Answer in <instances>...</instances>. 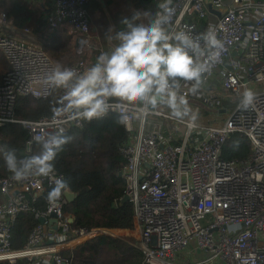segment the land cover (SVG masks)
Segmentation results:
<instances>
[{
	"label": "built area",
	"instance_id": "built-area-1",
	"mask_svg": "<svg viewBox=\"0 0 264 264\" xmlns=\"http://www.w3.org/2000/svg\"><path fill=\"white\" fill-rule=\"evenodd\" d=\"M89 2L54 0L47 16L52 29L62 24L73 29L78 58L66 67L80 72L97 50ZM172 7L171 29L195 34L214 25L223 41L225 52L205 75L196 99L227 115L221 121L218 115L200 121L199 105L193 124L160 109L119 110L128 117L127 139L119 149L125 158L121 170L125 196L139 231L136 245L144 264H264V0H173ZM7 23L6 11L0 10V50L9 64L0 81V126L22 123L31 136L29 149L36 135L81 126L84 121H68L55 111L34 120L16 118L19 96L49 95L51 88L44 81L56 64L41 46L4 32ZM23 31L29 33V28ZM258 83L262 85L251 88ZM190 87L183 85L186 98ZM245 89L254 93V101L242 109L238 104ZM235 133L249 139L250 154L244 159L222 158L224 144ZM59 176L55 171L22 182L12 174L0 176V262L26 257L30 264H66L60 251L75 236L110 234L105 228L71 229L65 194L56 203L47 198L45 208L37 209L36 199ZM24 211L46 220L32 228L22 249H14L12 226ZM53 212L56 229L49 224Z\"/></svg>",
	"mask_w": 264,
	"mask_h": 264
},
{
	"label": "clouds",
	"instance_id": "clouds-1",
	"mask_svg": "<svg viewBox=\"0 0 264 264\" xmlns=\"http://www.w3.org/2000/svg\"><path fill=\"white\" fill-rule=\"evenodd\" d=\"M172 3L173 0H158L155 12L137 10L120 21L124 26L121 30L110 27L108 33L115 31V36L109 35L108 39L117 43L98 55L86 70L80 72L57 63L44 81L50 88L63 91L54 109L56 114L68 121L91 123L118 112V122L125 123V112L131 106L145 112L165 107L172 118L194 124L197 112L183 94V85L190 84V93L196 95L205 75L220 62L225 45L214 25L195 34L171 29ZM143 19L148 22H140ZM253 101L254 93L245 89L238 107L247 109ZM71 139L61 127L34 137L40 149L35 154L19 158L15 149L3 146L0 152L12 179L22 182L53 174L58 153ZM68 191L69 181L59 176L47 198L56 203Z\"/></svg>",
	"mask_w": 264,
	"mask_h": 264
},
{
	"label": "trees",
	"instance_id": "trees-1",
	"mask_svg": "<svg viewBox=\"0 0 264 264\" xmlns=\"http://www.w3.org/2000/svg\"><path fill=\"white\" fill-rule=\"evenodd\" d=\"M9 64L0 50V81ZM61 90L52 89L46 97L19 96L15 107L17 119H38L50 115L59 106ZM195 99L190 94L186 99ZM118 113H110L103 120L84 121L81 126L66 129L72 139L58 153L55 171L65 177L70 191L76 197L67 201L64 211L71 213L74 220L71 229L122 228L134 229L135 217L131 202L123 201L126 182L121 176L125 158L120 146L127 139L124 123L118 122ZM31 136L20 122L0 126V146L15 149L19 158L37 153L39 145L34 141L28 149ZM251 151L249 139L242 134H232L222 149V158L244 159ZM11 174L0 152V176ZM52 187L47 188L37 199V209L45 208V201ZM39 223L34 212H21L12 226V246L22 249L32 228ZM66 264H144L143 254L130 237L113 236L107 233L62 249ZM0 264H30L28 258H19L15 263L1 261Z\"/></svg>",
	"mask_w": 264,
	"mask_h": 264
},
{
	"label": "crops",
	"instance_id": "crops-1",
	"mask_svg": "<svg viewBox=\"0 0 264 264\" xmlns=\"http://www.w3.org/2000/svg\"><path fill=\"white\" fill-rule=\"evenodd\" d=\"M53 1L0 0V10L6 11L8 19V23L2 29L4 32L12 34L17 38L29 39L41 46L46 52L48 50L47 53H50L49 56H52L54 62L68 65L75 61L77 57L74 53L75 34L69 24H62L53 29L49 26L47 16L52 10ZM157 2L158 0H90L91 34L97 50L93 59L91 60L90 58L87 62V68L96 61L98 55L115 46L117 41L115 39L109 40L108 36L114 37L115 31L121 30L124 27L120 23L124 17H130L137 10L151 9L153 11L154 5ZM140 22L147 23L148 21L143 19ZM110 27H113L115 31L108 33ZM25 28H29V33L23 31ZM43 42L47 43L43 45ZM63 56H66V59ZM213 87H217L216 81ZM159 109L170 113L165 107ZM162 120L164 122L170 121L164 117ZM2 199V196H0V200ZM119 229L123 230L122 228ZM137 233L139 234L138 230ZM76 244V242L74 244L70 243L64 247L70 248L76 246Z\"/></svg>",
	"mask_w": 264,
	"mask_h": 264
},
{
	"label": "rangeland",
	"instance_id": "rangeland-1",
	"mask_svg": "<svg viewBox=\"0 0 264 264\" xmlns=\"http://www.w3.org/2000/svg\"><path fill=\"white\" fill-rule=\"evenodd\" d=\"M44 43H47V42H43V45H44ZM47 52H48V50H47ZM50 54V53H49ZM48 54V55H49ZM51 56V55H50ZM51 58H52V56H51ZM63 58L64 59H66V56H63ZM78 57H76L75 59H77ZM63 59V60H64ZM74 59V60H75ZM52 60H54L53 58H52ZM55 64H57V62L55 61ZM63 66H66V65H63ZM262 84H254V85H251V88H254V87H256V86H261ZM188 100V102H189V105L195 110L196 109V106H199L200 105V102L195 98V99H187ZM232 104L230 103V106H231ZM199 111H200V115H199V117H198V119L200 120V121H203V120H206V117H207V115L208 116H210V117H213V116H215V115H218L219 116V121H221L222 119H223V117L224 116H226L227 115V111L226 112H224V113H222V112H220L218 109H216V108H214V107H207V106H204V105H200L199 106ZM210 113V114H209ZM210 121H213V119L212 120H210ZM105 229H107L108 231L107 232H109L110 234H113L114 236H124V237H130L131 236V238H133L134 240H136V244H137V242H138V233H137V229H136V225H135V228L134 229H123V230H121V229H117V228H105ZM128 230H131V231H128ZM94 237V236H93ZM76 240L75 241H72V244H74L75 242L77 243V244H80L81 242H84V241H86V240H88V239H90L89 237H84V236H75L74 237ZM73 238V239H74ZM78 240V241H77ZM76 244V245H77ZM73 246V245H72ZM65 248V247H64ZM63 248V249H64ZM66 249V248H65Z\"/></svg>",
	"mask_w": 264,
	"mask_h": 264
},
{
	"label": "water",
	"instance_id": "water-1",
	"mask_svg": "<svg viewBox=\"0 0 264 264\" xmlns=\"http://www.w3.org/2000/svg\"><path fill=\"white\" fill-rule=\"evenodd\" d=\"M225 65H226V62H225ZM65 196H66V198H67L68 201H71V200H73L76 197V194L74 192H72V191H68L67 193H65ZM123 201L124 202L125 201H129V198L127 196H124L123 197ZM45 220H46L45 217H40L39 218V222H41V223H44ZM73 220H74V218L71 217L70 218V222H73ZM56 222H57L56 213L53 212V213H51V217L49 218V224L50 225L52 224V226H53L54 229L57 228ZM51 242L52 241H48V243H51Z\"/></svg>",
	"mask_w": 264,
	"mask_h": 264
},
{
	"label": "bare ground",
	"instance_id": "bare-ground-1",
	"mask_svg": "<svg viewBox=\"0 0 264 264\" xmlns=\"http://www.w3.org/2000/svg\"><path fill=\"white\" fill-rule=\"evenodd\" d=\"M78 241V240H77ZM62 247V246H61Z\"/></svg>",
	"mask_w": 264,
	"mask_h": 264
}]
</instances>
